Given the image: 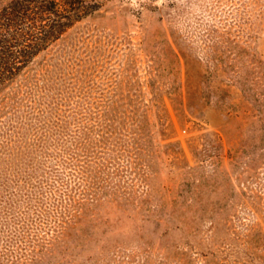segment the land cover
Here are the masks:
<instances>
[{
	"label": "rangeland",
	"instance_id": "rangeland-1",
	"mask_svg": "<svg viewBox=\"0 0 264 264\" xmlns=\"http://www.w3.org/2000/svg\"><path fill=\"white\" fill-rule=\"evenodd\" d=\"M85 1L22 88L54 100L33 152L83 132L46 157L73 217L34 224L40 264H264V0Z\"/></svg>",
	"mask_w": 264,
	"mask_h": 264
},
{
	"label": "trees",
	"instance_id": "trees-1",
	"mask_svg": "<svg viewBox=\"0 0 264 264\" xmlns=\"http://www.w3.org/2000/svg\"><path fill=\"white\" fill-rule=\"evenodd\" d=\"M90 10L85 0H8L0 6V264L42 263L46 260L42 248L50 254L53 242L44 244L26 239L32 237L34 224H47L56 217L61 222L60 230L52 229L51 225L47 229L62 233L73 217L70 209L50 212L47 208L52 202L60 205L71 198L69 192H56L53 182L58 176V165L46 157L51 158L49 153L58 145L60 131L66 137L61 144L68 150L83 132L79 129L75 133L69 122L57 123L39 141V151L33 152L35 149L26 145L27 126L35 127L44 117L51 118L48 109L41 115L35 108L48 106L54 100H27L22 88H29L27 95L32 93L28 77L41 66H37L40 63L37 56L75 22L89 15ZM42 84L45 82L40 79L34 83ZM55 167L56 171L51 170ZM43 234L48 235L46 231ZM21 242L24 252L8 254ZM2 249L7 252L1 255Z\"/></svg>",
	"mask_w": 264,
	"mask_h": 264
}]
</instances>
